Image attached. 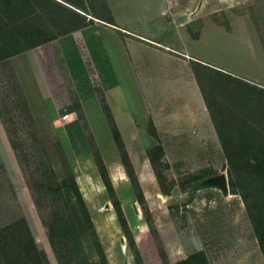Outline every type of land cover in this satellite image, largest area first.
<instances>
[{"label": "rangeland", "instance_id": "374dc122", "mask_svg": "<svg viewBox=\"0 0 264 264\" xmlns=\"http://www.w3.org/2000/svg\"><path fill=\"white\" fill-rule=\"evenodd\" d=\"M63 1L86 9L81 10L86 14L81 21L110 16L103 0ZM33 2L44 10L42 17L46 12L43 18L30 19L31 29L41 31L33 35L37 41L64 35L79 23L76 14L58 3ZM142 3L147 13L161 15L156 0ZM143 12L121 8L120 14L122 18L129 14L135 21ZM13 20L0 15V26ZM57 20L61 23H54ZM152 26L156 29L153 22L146 28L154 33ZM22 32L13 27L12 33L0 38V228L24 219L42 252V264H178L196 253L201 256L186 264H264L246 203L231 186L233 179L242 190L240 180L249 190L252 178L263 171L243 163L235 169L229 165L230 160L254 155L264 158V0L226 1L222 11L211 15L198 41L173 31L181 45L174 43L172 48L177 58L189 64L192 54L183 50V44L198 45V53L207 57L204 62L209 66L192 65L220 132L216 130L217 139L210 136L207 144L161 145L149 150L161 191L168 193L177 184L184 193V202L169 206L168 211L152 205L156 188L148 186L151 196L146 201L139 182L138 189L132 184V176L138 179L122 139L113 135V146L106 143L99 149L96 145L84 110L91 109L93 115L92 110L101 107L105 115L108 104L106 82L97 79L95 66L87 62L90 82L83 72L69 70L74 66L65 62L64 55L72 49L66 47L64 55L61 49L67 36L3 58L13 47L9 45L13 38L24 37ZM82 53L89 59L88 49ZM138 55L149 64L156 60L151 49H140ZM144 87L147 105H156V82L147 81ZM65 113L71 114L69 120L63 119ZM224 142L229 143V156ZM130 148L136 151L135 145ZM120 167L132 184V193L122 196L128 227L114 207V199L122 206L119 196L113 188L112 198L106 187L111 183L109 173ZM72 175L87 184L96 180L104 184L101 193L89 187L81 191L93 227L76 199ZM261 192L262 188L256 190L252 199L260 201ZM144 229L137 240L135 235Z\"/></svg>", "mask_w": 264, "mask_h": 264}, {"label": "crops", "instance_id": "0c3cea01", "mask_svg": "<svg viewBox=\"0 0 264 264\" xmlns=\"http://www.w3.org/2000/svg\"><path fill=\"white\" fill-rule=\"evenodd\" d=\"M58 1L83 13L62 0ZM146 1L148 0H108L109 18L96 19L90 16L92 23L85 27L73 28L60 36H67L61 49L63 55L66 47L72 49L71 53L67 52V55H64L65 62L74 66L69 70L83 72L81 74H84V79L90 82L87 68L89 61L95 66L97 79L106 82L103 86L106 103L126 146L128 159L131 161L145 200L150 201L151 193L148 186L152 185L154 189L156 188L152 205L168 211L169 206L184 202V193L177 184H173L168 193L161 191L149 150L161 145H203L209 142L210 136L213 140L217 139L216 126L192 65L193 62L203 67L209 66L204 62V58L207 57L198 53L196 50L198 45L186 44L189 46L187 49L183 44V50L192 54L188 58L189 64L186 59L177 58L172 52L175 51V54L178 52L172 48L175 46L174 43L178 47L181 45L175 40L173 31L178 30L181 34L183 31L189 41H198L201 31L206 30L211 15L222 11L225 2L229 0H156L161 15L157 16L156 13L155 17L147 13L148 7L142 3ZM121 8L142 10L145 13L134 21L128 17L129 14L122 18ZM151 22L156 28L152 26L154 33L153 30L146 28ZM177 22L184 27L178 26ZM156 23L159 26H156ZM57 38L59 37L41 45ZM143 48L151 49L156 55V60L151 64L138 55ZM84 49H88L89 59L83 55ZM147 81L156 82V87L153 88L156 90L154 95L156 105L153 103L147 105L144 93ZM88 110L91 109L84 111L96 145L99 149L106 143L113 146V133L101 107L93 109V115ZM131 145L136 146L135 152L131 151ZM109 178L122 202L121 207L125 210L126 205L122 196L125 192L132 193L129 176L125 169L120 167L117 171L110 172ZM76 181L83 192H86L88 187L100 193L105 190L104 184L99 180L87 184L77 177ZM134 205L135 202H131L133 209ZM150 209L153 213V208ZM134 213H137L136 210ZM128 223L131 226L129 220ZM142 233L135 235L137 240L143 237L145 229ZM169 259L172 262L175 260L170 254Z\"/></svg>", "mask_w": 264, "mask_h": 264}, {"label": "trees", "instance_id": "16d2710c", "mask_svg": "<svg viewBox=\"0 0 264 264\" xmlns=\"http://www.w3.org/2000/svg\"><path fill=\"white\" fill-rule=\"evenodd\" d=\"M63 1V0H62ZM105 3V8L109 10V6L107 4V0H103ZM50 2L58 3L61 5V7L66 8L70 13H74L77 16L78 24L75 25L73 28H81L89 25L92 23V20H86L84 19L81 21L80 16L83 15V13L78 12L71 8L70 6L58 1V0H50ZM69 4H71L73 7L85 11L86 9L82 5H78L75 3H72L68 1ZM35 2L33 0H0V15L2 17H12L14 20L10 23L2 24L0 26V38H4V34H9L13 32V27H18L19 30H23L22 34L24 37L19 38L15 36L16 38L12 40L10 47V51H7L3 56V58H8L11 55L18 54L22 51L34 48L35 46H39L42 43H45L48 40L54 39L60 35L54 36L52 38L47 39H40L37 41L33 38V35L36 33L41 32L40 30L35 31L34 29H31L30 26V19L33 18V16L37 15L39 18H43L46 15L42 17V13H44V10L42 8H39L37 5L35 7ZM110 11V10H109ZM95 18H100L98 16H95ZM54 23L59 24L58 20ZM63 25V24H60ZM72 28V29H73ZM71 30V29H70ZM70 30H67L70 31ZM65 34V33H64ZM7 40L5 41V45L7 44ZM14 42V43H13ZM9 50L8 46H6ZM199 80V79H198ZM104 112L108 119L110 128L112 130V133L116 140H120L121 136L120 133L116 127L114 118L109 110V107L107 105L104 106ZM215 123V121H214ZM216 130L219 131V128L216 124ZM221 134V133H220ZM221 137V135H220ZM223 141V140H222ZM229 143L224 142L223 147L226 153H228L229 156ZM240 163H243V165H247V167H257L260 168V171L264 172V158H261V156L254 155L252 158H242L238 162L233 160L231 162L230 160V167L236 168ZM258 165V166H256ZM231 172V171H230ZM261 172V173H263ZM259 173L255 177L252 178V181L250 183L251 188L249 190H245L242 182L238 180V184L242 188V190L239 191L238 188L235 187V182L233 183V179L231 182L232 191L233 193H239L242 197L244 202L246 203L248 212L250 213V218L252 219V223L254 224L255 232L258 235V241L260 243V246L262 250L264 251V196L262 199L259 200H253V193L262 188V194L264 195V174ZM232 175V172L230 173V176ZM242 179V178H240ZM132 184L136 189L140 187L138 185V181L135 177L132 176ZM71 181L73 182V188L76 193V199L80 203V207L82 210V213L90 227H93V222L90 218V215L86 209V203L84 200V197L81 193V190L78 186V183L76 181V178L74 175L71 176ZM67 179L63 180L62 183L66 184ZM106 187L108 191L110 192V195L112 198H114V190L111 185V183H106ZM138 196H140V199H142L143 194L140 189L138 190ZM257 199V198H256ZM114 207L117 212V215L122 223H124L127 227L128 224L122 214V208L120 206V203L114 199ZM55 247V244H54ZM41 254V255H40ZM40 256H42V252H40L35 245L34 239L32 237V234L30 232V229L28 228L26 221L24 219H19L17 221H14L2 228H0V264H42L40 260ZM198 256H201V253H196L191 255L188 259L179 262L178 264H186L188 262H191L194 258H197ZM3 261V262H2Z\"/></svg>", "mask_w": 264, "mask_h": 264}, {"label": "built area", "instance_id": "2783aa9c", "mask_svg": "<svg viewBox=\"0 0 264 264\" xmlns=\"http://www.w3.org/2000/svg\"><path fill=\"white\" fill-rule=\"evenodd\" d=\"M63 119L64 120H69L70 119V114L69 113L63 114Z\"/></svg>", "mask_w": 264, "mask_h": 264}]
</instances>
